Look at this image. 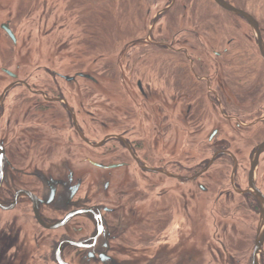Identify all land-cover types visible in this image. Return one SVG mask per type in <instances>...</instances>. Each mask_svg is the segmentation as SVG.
<instances>
[{"label": "flooded vegetation", "instance_id": "af4514ba", "mask_svg": "<svg viewBox=\"0 0 264 264\" xmlns=\"http://www.w3.org/2000/svg\"><path fill=\"white\" fill-rule=\"evenodd\" d=\"M76 1L100 26L102 4ZM223 1L257 29L213 0H181L173 18L177 0H160L145 38L119 51L118 92L90 90L104 66L99 79L81 69L50 84L40 65L0 69V264H264V136L245 160L232 146L234 132L264 130V28ZM0 29L18 45L9 21ZM154 30L181 32L167 43ZM182 30H197L193 47ZM217 30H250L254 59Z\"/></svg>", "mask_w": 264, "mask_h": 264}, {"label": "rangeland", "instance_id": "374dc122", "mask_svg": "<svg viewBox=\"0 0 264 264\" xmlns=\"http://www.w3.org/2000/svg\"><path fill=\"white\" fill-rule=\"evenodd\" d=\"M81 1V0H79ZM94 0L91 4L97 9L103 6L108 14L100 21V26L96 25L92 9L87 11L81 10V3L74 0H0V25L9 21L10 28L14 32L17 40V46H14L0 29V69L14 70L19 64L25 74H33L37 65L41 66L40 74L44 77L48 74H72L81 69H89L91 74L97 75L99 68L104 66L105 85L90 87V90H106L118 92L121 90L118 75L116 71V59L119 51L136 38H145L150 16L147 14L148 9L155 12L160 0H125L119 4L118 0ZM130 1V2H129ZM200 1V0H199ZM210 1V0H209ZM236 6H244V9L253 15L259 25L264 28V0H232ZM245 1V3H243ZM123 10L121 7L127 3ZM175 13H170L177 17L179 13L181 0L175 3ZM188 11H195V3L186 1ZM165 2L159 3L164 6ZM71 9V13L69 12ZM90 10V12H88ZM189 15V14H187ZM233 19V20H232ZM231 22L225 24L231 27L246 28L245 24L239 19L231 16ZM165 24V20L163 22ZM185 32V42L191 47L194 46L195 40L193 33L197 30H182ZM227 32L228 30H223ZM222 34L218 42L224 43L233 37L235 45L247 44L250 48L251 59H254V47L252 40L244 39L243 34L252 38L250 30H229L230 33ZM162 36H158V34ZM181 30H154L156 38H162L169 43L172 38H177ZM20 42L27 43L24 51L21 52ZM146 48H139L130 52L128 58H137V52ZM25 55L22 57L21 54ZM134 53V54H133ZM37 54L40 62L37 63ZM168 58L177 59L178 54L168 53ZM236 64V63H235ZM256 64V63H255ZM235 70L236 67H235ZM94 71V72H93ZM239 72V71H238ZM50 79L44 77L43 84H50ZM10 81L0 72V93ZM252 118V116L250 117ZM262 125H257L250 129V132H234L233 150L239 153L240 159L245 157L250 149V145L256 143L253 134L257 130L264 136ZM247 137V139H246ZM184 156L196 157V152L184 153Z\"/></svg>", "mask_w": 264, "mask_h": 264}, {"label": "water", "instance_id": "95a60500", "mask_svg": "<svg viewBox=\"0 0 264 264\" xmlns=\"http://www.w3.org/2000/svg\"><path fill=\"white\" fill-rule=\"evenodd\" d=\"M213 1L217 5H219L221 8L225 9L226 11H229L235 15H238V16L244 18L250 24V26L253 29H257V22L249 14L233 8L231 5L225 3L223 0H213ZM3 29H4L5 33L7 34V36L14 42L15 40H14V36H13L12 32L8 28H5V27ZM255 31L258 34L259 50H260L262 57L264 58V50L261 46L262 41H261V38L259 35V31L258 30H255ZM263 150H264V142L259 145L258 151L255 154V156H257V154H259ZM1 156H2V151H0V157ZM255 165H256V157L251 161V173L254 171ZM254 194H255L257 203L259 204V207H260V216L259 217L261 220H263L264 219V198L259 193H254ZM261 240H262V237H259L257 244H259ZM58 262H59V264H64L63 262H61L59 260H58Z\"/></svg>", "mask_w": 264, "mask_h": 264}, {"label": "bare ground", "instance_id": "6f19581e", "mask_svg": "<svg viewBox=\"0 0 264 264\" xmlns=\"http://www.w3.org/2000/svg\"><path fill=\"white\" fill-rule=\"evenodd\" d=\"M129 2H130V1H129ZM129 2L125 3V5H122L123 7H121V8L124 10ZM122 3H124V2H122ZM120 4H121V3H120ZM105 13H106V16H107V14H108L107 9H106V8H102V15H103L104 17H105Z\"/></svg>", "mask_w": 264, "mask_h": 264}]
</instances>
